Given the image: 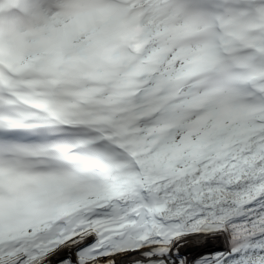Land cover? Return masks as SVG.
<instances>
[{"label": "snow or ice", "instance_id": "obj_1", "mask_svg": "<svg viewBox=\"0 0 264 264\" xmlns=\"http://www.w3.org/2000/svg\"><path fill=\"white\" fill-rule=\"evenodd\" d=\"M0 264H264V0H0Z\"/></svg>", "mask_w": 264, "mask_h": 264}]
</instances>
